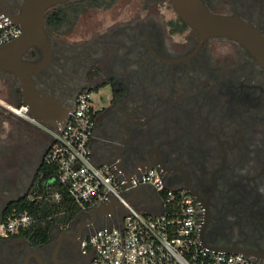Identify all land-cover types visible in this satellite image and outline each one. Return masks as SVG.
Instances as JSON below:
<instances>
[{
    "label": "flooded vegetation",
    "instance_id": "obj_1",
    "mask_svg": "<svg viewBox=\"0 0 264 264\" xmlns=\"http://www.w3.org/2000/svg\"><path fill=\"white\" fill-rule=\"evenodd\" d=\"M23 1L0 0V11L15 15ZM203 2L214 13L251 23L264 36V0ZM144 6L143 16L134 17L132 6L130 14L109 23L98 60L87 45L71 54L60 38H50L53 55L33 76L37 87L61 100L72 97L71 86L61 85L67 75L62 60L73 56L83 63L86 80L95 83L82 89L109 90L107 103L92 109L102 148L108 140L126 139L121 166L126 172L146 169L150 150L166 184L194 199L207 245L264 259V68L234 39L213 36L198 46L191 27L176 29L184 21L170 0H144ZM226 43L235 46L224 50ZM84 58L97 62L87 65ZM24 59L38 62L41 54L31 49ZM11 75L8 96L20 101L19 80ZM114 82L125 90L117 97L122 88ZM160 101L180 105L186 116H164L168 108L163 112ZM21 119L9 116L0 136V218L10 202L30 191L51 143L47 127ZM105 156L114 159L115 153ZM90 211H80L66 226L52 225L43 244L0 234V264H87L83 238L107 225L100 212L94 218Z\"/></svg>",
    "mask_w": 264,
    "mask_h": 264
},
{
    "label": "built area",
    "instance_id": "obj_2",
    "mask_svg": "<svg viewBox=\"0 0 264 264\" xmlns=\"http://www.w3.org/2000/svg\"><path fill=\"white\" fill-rule=\"evenodd\" d=\"M20 24L0 19V46L20 36ZM94 91L81 90L63 127H48L36 120L28 105H14L0 96L6 111L47 127L51 143L44 160L57 167L58 179L81 211L112 199L122 204L105 218L107 224L83 238L87 264H264L242 253L215 251L200 241L201 218L194 199L185 189L169 187L160 171L140 169L129 180L117 160L97 164L91 146L94 137ZM77 166V167H76ZM134 190L133 200H129ZM59 198V194H56ZM141 198L140 204L135 201ZM122 214L121 218H118ZM20 212L0 220V234L16 233L33 222ZM109 222V221H108Z\"/></svg>",
    "mask_w": 264,
    "mask_h": 264
},
{
    "label": "water",
    "instance_id": "obj_3",
    "mask_svg": "<svg viewBox=\"0 0 264 264\" xmlns=\"http://www.w3.org/2000/svg\"><path fill=\"white\" fill-rule=\"evenodd\" d=\"M69 1L71 0H24L20 5L19 13L15 15L0 11V19L9 17L13 24H20L22 28L20 36L0 46V70L13 74L19 80L22 103L28 105L34 118L54 128L66 125L72 107L65 101L38 88L33 76L49 65L54 51L45 26L46 12ZM170 1L179 17L198 34V46L202 41L213 36L234 39L264 68V36L259 28L238 16L214 13L208 9L203 0ZM31 49H37L40 52V61L31 62L24 59V55ZM126 143V139L120 143L108 140L103 147V153L109 155L114 152V159L120 167L123 163L122 151L126 149ZM129 151H134V147H131ZM147 156L150 159L147 169H153L155 161L150 150ZM137 173L138 169H135L125 174V177L129 180ZM128 199L134 200V190ZM121 207V203L112 199L107 203L92 207L90 213L95 218L100 212L106 218L116 208ZM200 241L204 247L211 250L250 255L240 250L211 247L205 243L202 231H200ZM257 259L264 261L261 258ZM55 262L59 264L57 260Z\"/></svg>",
    "mask_w": 264,
    "mask_h": 264
},
{
    "label": "rangeland",
    "instance_id": "obj_4",
    "mask_svg": "<svg viewBox=\"0 0 264 264\" xmlns=\"http://www.w3.org/2000/svg\"><path fill=\"white\" fill-rule=\"evenodd\" d=\"M133 2V3H132ZM82 12L78 15L74 26L69 31L64 32H54L47 31L49 38L57 39L60 38L65 44L68 46L70 53L72 54L78 48L84 47L85 45L92 48V52L95 53V59L98 60L101 51H103V44L99 40L104 38L103 33H109L108 25L111 22H114L116 19H122L123 17L130 14V10L132 6H134V17L145 15L147 9L144 6V0H116L110 6L106 8H95L90 6L86 0H82L81 3ZM129 10V11H128ZM173 8L167 7V14L171 15ZM189 29H186L188 32ZM184 33V32H180ZM235 46L234 43H226L222 49L227 50ZM100 51V52H99ZM219 56L220 51L218 49L215 50ZM232 55L229 56L232 59H235V52H231ZM79 59V58H78ZM85 64H93L97 61L83 59ZM64 68L67 72V75L62 76L61 85L69 87L71 86L74 95L70 98L68 96L63 95V101L67 104H71L75 98V96L82 90L83 87H93L95 82H89L86 80V71L84 69L83 63L81 66L78 65L74 60L73 56L68 57V59L64 62ZM12 75L8 72L0 70V96L3 97L6 101L18 105L20 101H12V99L8 96L7 93V82L12 81ZM100 80H102L100 78ZM60 85V86H61ZM108 88L101 89L100 91L94 92V105L95 108H98L99 105L106 104L108 98ZM180 104H184V101L181 100ZM160 109L164 112L165 107L168 108L165 111L164 116H186V112L184 109L179 106L174 105L173 103H165L164 101H160L158 104ZM9 116L5 110V108L0 106V136H5L6 127L8 124ZM20 118V117H19ZM21 119V118H20ZM23 121V119H21ZM141 198L138 199L136 204H140Z\"/></svg>",
    "mask_w": 264,
    "mask_h": 264
},
{
    "label": "trees",
    "instance_id": "obj_5",
    "mask_svg": "<svg viewBox=\"0 0 264 264\" xmlns=\"http://www.w3.org/2000/svg\"><path fill=\"white\" fill-rule=\"evenodd\" d=\"M86 1L90 6L108 7L115 0ZM81 3L82 0H71L49 9L45 15L46 30L59 33L69 31L82 12ZM186 26L183 22V25H177L176 29L181 30ZM115 85L122 88L117 82H114ZM41 90L45 89L41 88ZM94 90L98 89L94 88ZM124 92L123 88L119 92L116 90L115 96ZM20 102L22 103V99ZM56 194L60 197L57 198ZM80 211V206L70 197L67 186L59 181L57 167L43 160L30 191L20 199L10 202L2 211L0 220L20 212L32 214L33 222L15 234L28 237L33 244L39 245L49 240V230L52 225L66 226Z\"/></svg>",
    "mask_w": 264,
    "mask_h": 264
},
{
    "label": "crops",
    "instance_id": "obj_6",
    "mask_svg": "<svg viewBox=\"0 0 264 264\" xmlns=\"http://www.w3.org/2000/svg\"><path fill=\"white\" fill-rule=\"evenodd\" d=\"M6 112L10 116H16L13 113H10L8 111H6ZM102 137L103 136H102L101 132H99L95 128L94 137L92 138V141H91V146H92V150H93L94 161L97 164H101V163L110 162V161L115 160L112 157H106L105 154L103 153L102 143L104 140ZM137 202H138V200L135 201V203H137ZM133 204H134V200H133ZM108 221L106 222V224H113L111 220H108Z\"/></svg>",
    "mask_w": 264,
    "mask_h": 264
}]
</instances>
